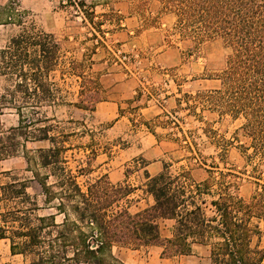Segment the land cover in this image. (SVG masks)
<instances>
[{
	"label": "trees",
	"instance_id": "1",
	"mask_svg": "<svg viewBox=\"0 0 264 264\" xmlns=\"http://www.w3.org/2000/svg\"><path fill=\"white\" fill-rule=\"evenodd\" d=\"M155 1L163 13L174 16L172 28L182 39L196 45L219 40L229 50L216 76L219 88L200 90L194 96L184 93L178 102L187 105L192 98L218 115L242 118L231 139L202 127L220 160L234 142L246 157H264V0ZM60 52L58 41L46 32L12 37L0 50V77L15 78L14 91L22 94L20 101L10 103L16 105L19 119L9 130L50 144L39 151V157L41 165L50 169L52 189L42 179L38 184L43 202L52 200V207L62 216L57 223L52 215L46 224L45 217L35 214L37 200L26 192L25 183L0 185V204L8 200L20 204L0 212V239L8 241L10 254L28 257L24 264H125L113 248L157 247L161 257L172 258L203 245L211 264H264V248L251 244L259 234V223L264 225V179L255 182L257 187L246 201L233 193L234 183L225 181L232 173L216 176L215 167L199 166L206 176L197 180L189 170L171 173L170 165L163 163L161 171L151 175L148 162L140 157L124 172L127 179L140 171L138 185L126 180L112 184L106 177L84 186L78 182L77 175L86 172V167H78L76 175L67 167L64 143L70 134L51 136L55 125L40 110L55 101L46 77L57 65ZM4 104L0 103V113ZM76 106L88 111L94 108L93 102L81 100ZM188 148L191 158L201 162L199 151ZM10 152L0 147V159ZM136 191L149 199L142 208L132 198ZM7 215L10 222H17L16 227L8 225ZM253 219L257 220L254 225Z\"/></svg>",
	"mask_w": 264,
	"mask_h": 264
},
{
	"label": "rangeland",
	"instance_id": "2",
	"mask_svg": "<svg viewBox=\"0 0 264 264\" xmlns=\"http://www.w3.org/2000/svg\"><path fill=\"white\" fill-rule=\"evenodd\" d=\"M174 20L172 14L161 11L155 0H0V50L20 34L36 36L46 32L58 41L60 58L46 77L54 89L55 101L40 110L48 123L55 125L51 136L70 134L64 143L67 167L75 175L78 167H86V172L77 175L82 186L99 177H106L112 184L126 180L138 185L140 171L130 173L127 179L124 172L128 164L141 157L152 165L151 174L161 171L163 163L170 165L171 173L189 170L197 180L206 176L199 166L215 167L216 176L220 172L232 173L225 176V181L234 183L233 193L248 201L257 187L255 182L264 179V157L248 158L234 142L228 144L227 153L220 160L202 131L206 127L231 139L242 118L232 120L218 115L206 103L192 98L187 105L178 102L184 99V93L194 96L200 90L219 88L216 76L229 50L219 40L196 45L182 39L172 28ZM111 74H117L114 79L133 78L138 86L133 100L121 101L123 108L118 110V117L104 119L94 113V108L97 102L112 98L101 84ZM15 83V78L0 77V103H7L0 113V147L11 151L0 159V185L25 183L26 192L37 200L35 214L45 217L46 224L55 215L59 223L62 216L52 207V200L43 202L38 184V179H42L52 189L50 169L41 165L39 157V151L50 144L31 134L25 138L13 135L9 130L17 126L19 119L16 105L10 103L22 98L14 91ZM166 97H170L167 103ZM80 100L93 102V110L78 108ZM148 103L164 105V112L145 121L138 110ZM23 112L28 114L26 109ZM189 146L199 151L201 162L191 158ZM116 170L122 173V179L112 182L107 173ZM132 198L137 201V208L149 201L140 191ZM17 205L20 204L16 200H8L0 204V212ZM9 217L5 216L8 225L16 227L17 222H10ZM256 222L253 219L252 225ZM258 229L251 244L264 248L263 223ZM8 245L7 240H0V264H24L29 260L19 254L11 255ZM113 253L125 264H211L209 250L203 245L193 246L188 255L172 258L161 257L157 247L113 248Z\"/></svg>",
	"mask_w": 264,
	"mask_h": 264
},
{
	"label": "crops",
	"instance_id": "3",
	"mask_svg": "<svg viewBox=\"0 0 264 264\" xmlns=\"http://www.w3.org/2000/svg\"><path fill=\"white\" fill-rule=\"evenodd\" d=\"M117 74H111L107 79H102L101 84L104 87L108 88V92L112 96L109 100L106 101H100L95 104L94 113L98 114L102 118H110L118 117V110L122 109V100L123 99H134L136 88L138 86V82L134 81L133 78H123V79H114L116 78ZM111 77V79H110ZM111 81V82H110ZM110 82V83H108ZM170 100V97H166L165 102L167 103ZM134 101L130 103V106H132ZM127 105V104H126ZM166 111V110H165ZM139 116L144 119L145 121L152 120L156 117H158L161 113L164 112V105H158L157 103H148L147 106L141 107L138 110ZM124 116L121 115L120 119H122ZM118 120H116L117 122ZM115 122V123H116ZM155 142L157 140L155 139ZM151 164H148L147 170L151 174ZM159 172L156 171L152 173L151 175L157 174ZM122 173L119 172V170L108 172L107 177L110 181H120L122 179L121 177ZM5 240V239H0ZM9 248V245H8ZM16 256V255H13Z\"/></svg>",
	"mask_w": 264,
	"mask_h": 264
}]
</instances>
